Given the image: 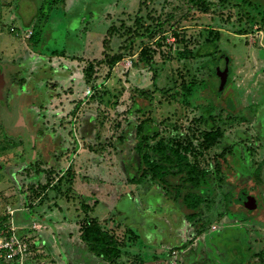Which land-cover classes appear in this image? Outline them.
<instances>
[{
    "label": "rangeland",
    "instance_id": "374dc122",
    "mask_svg": "<svg viewBox=\"0 0 264 264\" xmlns=\"http://www.w3.org/2000/svg\"><path fill=\"white\" fill-rule=\"evenodd\" d=\"M90 1L88 11L81 8L85 5L82 0L74 5L78 13L74 12L69 26L62 18L56 21L65 8L60 1L0 0V69L4 74L0 88V216L6 217L14 209L35 210L54 192L58 202L52 208H59L62 202L71 213L70 222L65 223L64 215L56 221L61 228L55 231L81 235L88 219H97L121 245V258L112 264H263L264 109L249 108L253 97L248 84L252 76L264 73V0H212L211 13L192 11L154 40L148 32H156L159 20L174 7L183 8L179 0H170L172 5L167 0ZM178 14L181 18L182 13ZM22 22L33 26L24 29ZM83 24L88 29L77 30ZM143 24L145 37L138 38L137 28L141 30ZM112 26L114 31L108 35ZM27 31L33 32L32 38L25 37ZM76 31L81 32L77 39L84 40V52L91 53V58L71 53L79 48L74 38L69 39ZM211 42L216 43L217 51L208 47ZM17 46L27 52H12ZM146 46L154 50L149 64L142 57ZM215 51V55L205 56ZM121 54L124 58L111 65V59ZM222 54L230 58L228 67L220 60ZM226 68L230 73L221 89ZM194 81L209 87L206 92L200 87L194 94L192 105L202 103L203 107L196 111L182 103L180 95L175 96L176 88ZM142 90L149 91L146 98L141 97ZM107 92L111 100L103 96ZM116 99L137 102L136 109L128 113L130 129L123 133L112 124L99 140L98 131L105 128L108 113L114 122L127 125L128 106L116 114ZM201 116L223 138L201 158L203 169L211 176L213 196L205 200L201 220L195 224L186 219L189 209L184 204L191 187L179 176L171 178L168 195L154 183L138 182L142 171L136 127L152 119L159 125L165 121L167 128L178 124L187 134L191 129L205 132L206 121L197 122ZM104 143L105 148L98 152L96 146ZM55 158H61L57 163L61 170H74L73 189L66 176L62 182H53V190L42 193L37 188L46 183V175L37 169H50L54 163L59 167ZM179 185L185 189L179 192ZM247 199L255 203L254 210L245 207ZM151 205L166 211L152 213L148 210ZM129 206L137 219L127 218ZM142 216L160 224L158 243L166 239L165 254L151 253L142 231L134 227L144 225L138 219ZM30 225L35 232L33 221ZM191 240L194 243L185 246ZM36 243L41 251L43 246L39 247V240ZM75 253L72 262L77 257L84 264L90 256L87 264H109L82 245ZM39 258V264H53L46 254Z\"/></svg>",
    "mask_w": 264,
    "mask_h": 264
},
{
    "label": "trees",
    "instance_id": "16d2710c",
    "mask_svg": "<svg viewBox=\"0 0 264 264\" xmlns=\"http://www.w3.org/2000/svg\"><path fill=\"white\" fill-rule=\"evenodd\" d=\"M57 2H62L65 4L66 0H55ZM181 4H183V8L180 6L174 7L172 9V12H169L165 15V19L163 21L159 20L157 23L158 30L156 32H148V37L150 39H155L159 34L164 33V29L168 27L169 25L173 26L174 24L181 23L183 20L192 12V11H199L204 14L211 13L214 4L212 3V0H179ZM60 3V4H62ZM167 5H172V2L170 0L166 1ZM186 7V9L184 8ZM182 13L181 18L178 16ZM143 18H140L138 20V23L140 24L141 20ZM29 26V25H28ZM27 26V27H28ZM145 24L143 26H140L141 30H139V26L137 28L136 36L138 38L145 37V34H143L141 31L144 28ZM114 31V26L109 28L108 35H111V33ZM107 35V36H108ZM105 48H107V43L109 41L105 40ZM158 46H161L160 43H158ZM208 46V45H207ZM209 48L218 50V47L216 43L211 42L208 46ZM215 52H209L205 56H213L216 54ZM106 52V51H105ZM153 55L154 50L150 46H146L143 49L142 57L143 61L146 64L153 62ZM202 55L201 53H198V56ZM123 54L111 59L110 64L116 65L123 59ZM226 67H228L230 63V58L227 56V54H222V58L220 59ZM92 69H88L86 71L87 75V83L90 84L92 81ZM224 73H227L229 75L230 71L228 68H226V71ZM223 76V75H222ZM200 87L205 88V92L209 89L207 84L203 81H194L191 83L182 84L179 86V88L175 89V96L180 95L181 102L186 104L187 106H190L193 108V110H200L203 107H200V104H193L192 105V98L197 90L200 89ZM173 93V92H172ZM141 97L146 98L149 95V91H140ZM203 94V92L201 93ZM200 94V95H201ZM96 96H99V93L96 94ZM104 97H107L109 100H111V94L110 93H103ZM199 96V95H197ZM200 97V96H199ZM117 101L114 102V110H116V114L118 113L119 108L124 106H128V108L125 110L127 113L126 116V123L125 126L121 122H114L112 118H109L105 120L106 123H104V129H100L98 131V139L102 140V134L106 135V133L110 130L111 125L113 124L115 126V129L121 127L120 130L124 132H127L129 127V119L128 113L133 112L137 107V102L135 99L131 100L130 102H120V99H116ZM199 100V99H198ZM130 103V104H129ZM113 105V103H112ZM203 110V109H202ZM107 114V113H106ZM112 115V114H111ZM123 117V116H122ZM111 121H113L111 123ZM207 122V118L204 116L198 117L197 122ZM104 122V121H103ZM102 122V125H103ZM165 122V121H164ZM164 122H161V124H157L152 119H146L141 122H139L138 126L136 127V136L139 140L137 144L136 151L140 154V170L142 171L140 179L138 182L142 181H149L154 183L155 185L159 186L161 190L164 191L166 195L169 193V188L172 187L171 178L179 176L181 181L184 183H187L190 185L189 192L187 190V195L184 196V204L189 209V214L186 216V219L191 222L197 224V219L199 218L198 222L201 220L199 217L201 215L200 208L204 204L205 200H209L213 196V190L211 186V176L209 174V171L206 169H203L202 167V157L204 156V153L206 151H209L213 147H215L221 138H223V134L219 132V130H215L216 126L211 124L209 121L206 123L207 125V131H196V130H190V132L187 134L185 131H182L181 127L178 124H173L171 127L164 126ZM121 124V125H120ZM170 125V124H169ZM133 126V125H132ZM164 126V130L161 129V127ZM128 129V130H127ZM120 138H124V135ZM125 139H123L121 142H124ZM38 145V144H37ZM104 144H98L96 148L98 149V152H102V150L99 151V149L105 148ZM54 158V156H53ZM52 159H50L51 161ZM56 164L58 162H61V158H55ZM59 167L55 166V163L52 165L50 169H45L42 171L40 168L37 169V172H44L46 175V183L44 185L40 184L37 188V190H40L42 193H46L48 191L53 190V184L62 182L65 177H69L70 180L67 182V184L73 189V178H74V170L70 167L69 169H65L64 171L61 170L59 164H57ZM36 169V166L31 165L30 168ZM218 168V167H217ZM218 172H220L218 170ZM65 174V175H64ZM180 192L182 189H185L184 186L179 185L177 188ZM32 192L33 189L30 188ZM167 193H166V192ZM197 191V192H195ZM41 194V193H39ZM44 195V194H43ZM246 192L244 195V199H246ZM243 199V198H242ZM198 211V212H197ZM8 217V218H7ZM0 227L5 230L6 232H10V214L6 217L0 216ZM197 230V229H196ZM198 231V230H197ZM201 232V231H200ZM204 232V230H202ZM199 235V233L197 232ZM82 241L87 245L89 251L93 253L95 256L101 258L105 262L112 264L116 261H118L121 258L122 250L121 245L119 241L112 236L109 232L105 231L104 228L101 226L100 222L97 219H88V222L86 223V227L83 228L82 234H81ZM194 242H188L187 245H192ZM263 257V254L260 255ZM264 264V261H263Z\"/></svg>",
    "mask_w": 264,
    "mask_h": 264
},
{
    "label": "crops",
    "instance_id": "0c3cea01",
    "mask_svg": "<svg viewBox=\"0 0 264 264\" xmlns=\"http://www.w3.org/2000/svg\"><path fill=\"white\" fill-rule=\"evenodd\" d=\"M80 3V0H66V3L64 4V11L62 12L63 16H61V14L59 15L60 17H55L56 21H59L61 18L66 21L69 26L71 23V20L74 18V12H76V14L78 13V11H75L74 8H76L78 6V4ZM82 3H85V5H82L81 8L85 11L89 9L90 0H82ZM74 5L76 7H74ZM84 11L82 12V14H84ZM19 17L23 20L22 15L20 14ZM84 17V16H81ZM70 21V23H69ZM22 27L24 29L27 28H31L33 25L32 23H30L31 25H27L26 22H22ZM28 26V27H27ZM81 29V30H80ZM84 29H88L85 27V25L83 24V26L78 27L77 30H84ZM72 29L70 27L69 32H71ZM68 32V33H69ZM78 35H82L81 32L78 33V31L72 33V36H69L70 38H74L76 40V44L78 45V51H72L73 52H77L78 55L81 54L82 56H87V58H91V53H87V50H85L84 52V40L80 43V41H78L77 36ZM3 36V35H2ZM85 36V35H83ZM88 37V34L85 36ZM5 45V44H3ZM2 45V47H3ZM2 49L7 50V48L3 47ZM3 50V51H4ZM27 52V49L25 50V48H20V46L15 47L14 49H12V52L14 53H20V52ZM10 55H13L10 53ZM17 55V54H16ZM15 56V55H14ZM27 59V57H25ZM1 70V69H0ZM2 71V70H1ZM3 73V71H2ZM257 73V72H255ZM260 77L258 76H252L251 78V82L249 85H251V89L248 91L249 93L251 92V95L253 97L252 103L249 104V108H259V110L264 109V89H261L262 87H264V73H261ZM4 77V74H3ZM4 84V83H3ZM261 97L262 100H257L258 97ZM256 111V110H255ZM254 123H256V121H254ZM94 179V178H93ZM97 180V179H95ZM99 182L98 180L95 181V183ZM100 183V182H99ZM152 183V182H151ZM95 191V190H92ZM54 192H50L49 195V201L46 200L44 203H41L39 205V208L35 209V210H31L28 211L25 209H18V210H13L15 212L14 216L12 217V223L13 225L16 227V229L19 231V233L21 235L24 236H28V234L30 236H34L35 237V241L39 240L40 243V248L43 246L41 251H38V247H37V243L36 244V248L33 249L32 255L29 257L28 263L27 264H39L40 263V258L39 257H43L44 254H46L48 256V261L50 260L51 262H53V264H79V262L77 261L78 258L74 257V261L72 262V255L76 254V248H78L80 245H82L84 247V249L86 251H89L87 245L81 240V235L77 234L76 236H73V234H59L57 233L55 230L56 229H60L61 226L56 224V221H61L63 215L66 217H64V219H67V221H65V223L70 222V212H68L66 210V207H64L62 205V202L60 203V207L59 208H52L55 203H57L58 201H54L53 199V194ZM83 193V192H82ZM23 197V196H22ZM26 197V196H24ZM165 197V196H163ZM163 199V198H162ZM34 206L36 204H33ZM62 205V206H61ZM128 210V216L127 218L133 217L135 216V219H137L136 215L134 214V209L131 208L130 206L127 208ZM148 210H150V212L155 213V214H163L166 210L162 209L160 206L157 205H151L149 206ZM36 211V213L34 214V212ZM121 213L124 211H120ZM31 213V214H30ZM140 219L144 225H136L134 224V227H136L139 231H142L143 233V239L146 240L148 242L149 247H152L150 249L151 253H157L158 254H165L164 253V248L166 247V239H163V243H158L159 237H161L160 234V230L159 229V225L158 222H155L153 219H148L146 217H141L138 218ZM174 219L177 220V217L174 216ZM33 221L34 224L38 225V230H35V232H32V228L30 223ZM152 227H154L155 229H152ZM169 230H172V227H169ZM32 232V233H31ZM40 233V234H39ZM77 238L80 241V245L78 244V242L76 241ZM157 240V241H156ZM192 241V240H191ZM160 244L162 245L161 247H158L157 245ZM188 244V242H187ZM185 244V246L187 245ZM157 246V247H156ZM144 252H146L147 250H143ZM149 252H146V254ZM93 255L91 254V257ZM67 258L68 261H64L62 258ZM90 256H88L87 259H84V264H87V260L89 259ZM94 257V256H93ZM96 257V256H95ZM101 259V258H99ZM45 260V259H44ZM99 261V260H98ZM162 262V261H161ZM160 263V262H158ZM0 264H6V263H2L0 262Z\"/></svg>",
    "mask_w": 264,
    "mask_h": 264
},
{
    "label": "built area",
    "instance_id": "2783aa9c",
    "mask_svg": "<svg viewBox=\"0 0 264 264\" xmlns=\"http://www.w3.org/2000/svg\"><path fill=\"white\" fill-rule=\"evenodd\" d=\"M18 36L20 34H17ZM28 39L32 38L33 32L24 33ZM88 95L92 94L89 89ZM10 214V232H6L0 227V262L6 264H27L29 257L32 255L33 249L36 248L35 240L32 236L21 235L12 223V217L15 212ZM33 229L38 230V225L34 224Z\"/></svg>",
    "mask_w": 264,
    "mask_h": 264
},
{
    "label": "water",
    "instance_id": "95a60500",
    "mask_svg": "<svg viewBox=\"0 0 264 264\" xmlns=\"http://www.w3.org/2000/svg\"><path fill=\"white\" fill-rule=\"evenodd\" d=\"M227 81H228V75L227 73H224L222 76V88L221 89L225 87ZM3 83H4V77H3L2 71L0 70V88L3 86ZM245 207H247L250 210H254L256 208V205L253 202V200L247 199L245 200Z\"/></svg>",
    "mask_w": 264,
    "mask_h": 264
},
{
    "label": "flooded vegetation",
    "instance_id": "af4514ba",
    "mask_svg": "<svg viewBox=\"0 0 264 264\" xmlns=\"http://www.w3.org/2000/svg\"><path fill=\"white\" fill-rule=\"evenodd\" d=\"M222 77V76H221Z\"/></svg>",
    "mask_w": 264,
    "mask_h": 264
}]
</instances>
